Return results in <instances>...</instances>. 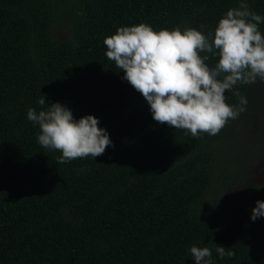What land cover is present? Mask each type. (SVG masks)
Returning a JSON list of instances; mask_svg holds the SVG:
<instances>
[{"label":"trees","instance_id":"1","mask_svg":"<svg viewBox=\"0 0 264 264\" xmlns=\"http://www.w3.org/2000/svg\"><path fill=\"white\" fill-rule=\"evenodd\" d=\"M239 2L0 0V264H196L192 246L209 248L212 264H264V217L251 220L264 187L223 209L214 202L215 182L233 179L220 148L233 120L198 138L157 123L103 43L141 23L211 35ZM247 3L264 17V0ZM62 26L68 39L55 35ZM252 85L236 88L247 97ZM56 102L77 120L96 116L114 147L58 163L27 118ZM218 245L235 256L221 259Z\"/></svg>","mask_w":264,"mask_h":264},{"label":"clouds","instance_id":"2","mask_svg":"<svg viewBox=\"0 0 264 264\" xmlns=\"http://www.w3.org/2000/svg\"><path fill=\"white\" fill-rule=\"evenodd\" d=\"M261 23L264 17L252 11L247 0H240L238 7L229 9L219 20L211 35L195 28L182 32L179 27L157 32L141 23L118 28L103 43L107 58L123 71L122 80L146 100L154 121L184 130L193 138L201 133L215 136L246 110L247 98L236 86L264 81ZM202 53L218 57L214 67H209V56ZM226 91L237 97V105L226 103ZM45 103L44 97L38 100L39 105ZM27 118L39 126L38 143L61 153L57 158L60 164L89 156L95 159L109 146L114 147L96 116L77 120L72 110L59 102L39 112L30 108ZM260 217H264V201L258 200L251 220ZM227 249L222 245L216 248L221 259L235 256L231 248ZM190 255L196 264H212V252L207 247L192 246Z\"/></svg>","mask_w":264,"mask_h":264},{"label":"rangeland","instance_id":"3","mask_svg":"<svg viewBox=\"0 0 264 264\" xmlns=\"http://www.w3.org/2000/svg\"><path fill=\"white\" fill-rule=\"evenodd\" d=\"M55 35L68 39L66 26L57 29ZM246 110L232 121L221 144V155L228 157L233 179L225 189L215 182L213 191L218 192L217 207L223 209L229 200H240L246 192L264 187V81L259 79L247 95Z\"/></svg>","mask_w":264,"mask_h":264}]
</instances>
